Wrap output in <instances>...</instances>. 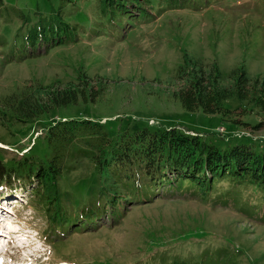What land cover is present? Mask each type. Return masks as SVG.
<instances>
[{"label":"rangeland","instance_id":"obj_1","mask_svg":"<svg viewBox=\"0 0 264 264\" xmlns=\"http://www.w3.org/2000/svg\"><path fill=\"white\" fill-rule=\"evenodd\" d=\"M123 7L97 0H3L0 143L6 146L0 161L42 157L44 133L62 120L98 123L111 138L126 129H179L222 149L243 145L264 153V126L249 128L264 120L258 106L235 96L224 102L223 108L237 110L231 118L242 122L233 125L221 115L184 110L176 95L194 65L215 64L222 88L234 86L236 70L252 81L264 79V0H132ZM56 84L93 87L95 94L87 103L18 121L14 102L47 98L38 87ZM99 177L95 166L80 162L48 193L77 208L107 189L106 177ZM159 181L147 200L144 178L122 188L134 203L112 219L104 216L89 233H60L32 207L29 192H0V216L8 221L0 217V231L17 233L13 240L21 245L15 257L0 252V264H264L261 186L223 180L211 192L205 184L176 189L172 179L157 188ZM16 195L17 202L7 198ZM1 238L2 250L12 248Z\"/></svg>","mask_w":264,"mask_h":264},{"label":"trees","instance_id":"obj_2","mask_svg":"<svg viewBox=\"0 0 264 264\" xmlns=\"http://www.w3.org/2000/svg\"><path fill=\"white\" fill-rule=\"evenodd\" d=\"M97 1L117 8L132 3V0ZM2 5L3 0H0V8ZM184 76L186 79L176 95L183 109L190 113L200 111L207 116L221 115L228 123L241 124L240 120L231 118L237 110L223 108V103L234 96L240 101L253 103L264 113V79L252 81L242 70H236L230 76L234 86L222 88L223 79L215 64L208 67L194 65ZM66 87L60 84L53 88L38 87L47 98L26 96L12 104V111L19 117L18 121L27 123L54 109L87 103L95 94L93 87ZM15 103L17 105L13 106ZM263 126L264 120L249 128L258 131ZM43 137L46 151L42 157L31 154L20 161H0V192H29L28 201L32 207L39 208L49 218V225L66 232L74 226L81 231L90 230L104 216L113 217L121 214L122 209L131 207L135 200L125 199L128 196L123 195L122 188H133L132 184L140 178L149 181L142 194L145 200L152 196V182L162 179L175 180L180 187L184 183L198 184L199 189L202 184L211 188L212 184L223 180L233 185L240 180L261 186L264 192V153L253 152L250 146L235 145L222 149L179 129L154 133L126 129L111 138L100 124L88 120L57 121L47 128ZM80 162L94 165L99 179L106 177L107 189L101 188L96 199L88 203L67 208L58 203L57 196L48 193L49 186L73 173ZM134 169L136 176L132 173ZM160 181L157 188L163 185Z\"/></svg>","mask_w":264,"mask_h":264}]
</instances>
